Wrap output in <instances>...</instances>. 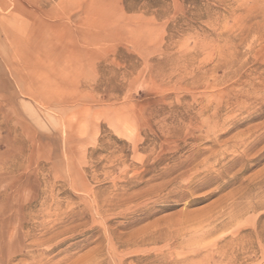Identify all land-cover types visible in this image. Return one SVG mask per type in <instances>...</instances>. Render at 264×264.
<instances>
[{
    "label": "rangeland",
    "instance_id": "374dc122",
    "mask_svg": "<svg viewBox=\"0 0 264 264\" xmlns=\"http://www.w3.org/2000/svg\"><path fill=\"white\" fill-rule=\"evenodd\" d=\"M0 264H264V0H0Z\"/></svg>",
    "mask_w": 264,
    "mask_h": 264
}]
</instances>
